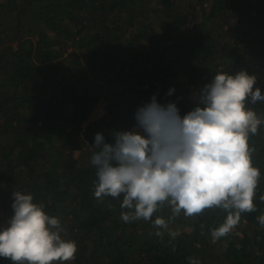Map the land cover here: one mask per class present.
<instances>
[{"label": "trees", "instance_id": "16d2710c", "mask_svg": "<svg viewBox=\"0 0 264 264\" xmlns=\"http://www.w3.org/2000/svg\"><path fill=\"white\" fill-rule=\"evenodd\" d=\"M242 70L264 94V0H0V226L20 191L75 241L65 264H264V124L249 137L256 211L215 242L220 208L181 213L168 230L123 222L122 197L95 198L90 163L95 135L133 130L153 96L183 116L217 72ZM101 101L106 113L88 122ZM248 107L264 119V102Z\"/></svg>", "mask_w": 264, "mask_h": 264}, {"label": "clouds", "instance_id": "9594fccd", "mask_svg": "<svg viewBox=\"0 0 264 264\" xmlns=\"http://www.w3.org/2000/svg\"><path fill=\"white\" fill-rule=\"evenodd\" d=\"M257 82V75L246 70L234 75L217 72L199 90L196 107L187 114L181 116L175 103L162 105L153 96L137 109L133 130L113 132V143L97 133L90 159L95 198L122 197L123 222L143 219L162 230L181 213L193 217L220 208L226 219L211 236L214 242L227 236L243 213L256 211L261 172L253 166L255 150L249 137L257 134L264 119L248 105L264 102ZM166 206L171 210L167 219L157 215ZM11 208L13 214L0 226V257L14 264H65L75 259V241L62 238L60 220L46 214L31 194L14 191ZM257 219L264 226V215ZM155 234L162 238L164 232ZM168 234L173 239L179 235Z\"/></svg>", "mask_w": 264, "mask_h": 264}, {"label": "rangeland", "instance_id": "374dc122", "mask_svg": "<svg viewBox=\"0 0 264 264\" xmlns=\"http://www.w3.org/2000/svg\"><path fill=\"white\" fill-rule=\"evenodd\" d=\"M105 106H106V103L104 101L99 102L96 108L94 109V111L92 112L88 122L96 121L97 119L102 117L106 113Z\"/></svg>", "mask_w": 264, "mask_h": 264}]
</instances>
